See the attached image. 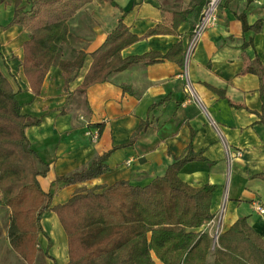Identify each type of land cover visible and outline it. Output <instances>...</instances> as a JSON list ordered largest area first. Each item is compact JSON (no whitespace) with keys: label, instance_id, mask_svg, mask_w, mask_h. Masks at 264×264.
Segmentation results:
<instances>
[{"label":"crops","instance_id":"obj_1","mask_svg":"<svg viewBox=\"0 0 264 264\" xmlns=\"http://www.w3.org/2000/svg\"><path fill=\"white\" fill-rule=\"evenodd\" d=\"M30 1L21 0L20 6L28 9ZM112 1L117 4L91 0L68 21V41L59 58L72 59L78 50L87 53L77 78L69 84L73 92L69 100L58 64L46 74L41 93L32 92L22 66L24 42L31 32L22 24L10 23L16 0L0 1L1 69L18 92L22 111L42 117L25 131L32 147L50 165L47 176H39V180L53 194L51 206L67 201L84 186L111 185L119 180L147 184L163 175L191 142L193 150L202 152L206 160L188 162L180 177L196 187L216 185L211 210L220 234L247 216L264 239V213L255 206L264 205V94L260 75L247 70L254 61L253 66L264 71V0H222L217 23L202 34L184 65L179 60L206 0ZM192 7L177 32L144 36L122 50L124 57L166 53L181 42L182 54L151 64L136 62L85 91L78 88L92 63L91 53L120 18L132 32L143 36L156 26L171 27L174 12ZM240 14L249 24L261 19V30H243ZM185 70L193 91L185 85ZM145 121L149 125L131 141ZM95 132L97 140L92 138ZM109 150V170L98 177L71 184L56 179L80 170ZM41 223L35 264H66L68 237L56 211L44 210ZM206 227L207 223L202 229ZM216 245L213 241L212 249ZM152 257L164 264L153 252ZM8 259V264H28L3 231L0 264Z\"/></svg>","mask_w":264,"mask_h":264},{"label":"trees","instance_id":"obj_2","mask_svg":"<svg viewBox=\"0 0 264 264\" xmlns=\"http://www.w3.org/2000/svg\"><path fill=\"white\" fill-rule=\"evenodd\" d=\"M89 1L31 0L26 9L20 6L21 0H16L10 23L22 24L31 32L24 42L22 66L35 95L41 93L50 68L58 64L68 100L71 98L69 84L77 78L87 53L78 50L72 59L59 57L62 45L68 41L69 19ZM192 9L174 12L171 27L156 26L143 36L132 32L120 18L103 44L91 53L92 63L78 88L85 91L136 62L151 64L182 54L181 42L166 53L150 51L124 57L122 50L144 36L177 32ZM239 18L243 30H261V19L249 24L244 14ZM183 56L179 60L182 65ZM253 63L247 70L260 75L263 95L264 71ZM17 94L0 64V204L11 211L8 237L12 248L28 264H35L41 216L48 209L56 211L68 237L66 264H157L152 252L164 264H264V239L247 216L223 231L212 249L213 238L202 227L214 216L211 206L216 185L196 187L180 177L188 162L206 160L202 152L193 150L191 142L163 175L147 184L119 180L111 185L84 186L67 201L51 206L53 194L45 191L39 180V176H47L50 165L32 147L25 131L27 126L40 123L42 117L24 113ZM261 115L264 119V99ZM148 125V121L142 122L131 141ZM111 152L106 151L80 170L56 179L68 184L94 179L109 170L106 161Z\"/></svg>","mask_w":264,"mask_h":264},{"label":"built area","instance_id":"obj_3","mask_svg":"<svg viewBox=\"0 0 264 264\" xmlns=\"http://www.w3.org/2000/svg\"><path fill=\"white\" fill-rule=\"evenodd\" d=\"M222 0H206L205 5L202 9V12L195 23L191 38L189 39L187 45L185 46L184 50V60L187 62L190 58V56L193 54L197 42L199 38L202 36V34L212 25H215L218 21V10L221 5ZM185 70L183 73V77L186 78V86L188 89L193 91L190 80L188 78V75ZM98 132H95L92 136L94 140L98 139ZM240 155V152H239ZM256 208L259 212L264 213V205L261 203H256ZM216 222L212 218L208 223L206 230L210 234V236L213 238L214 243L218 242V238L220 235V228L218 226H215Z\"/></svg>","mask_w":264,"mask_h":264},{"label":"rangeland","instance_id":"obj_4","mask_svg":"<svg viewBox=\"0 0 264 264\" xmlns=\"http://www.w3.org/2000/svg\"><path fill=\"white\" fill-rule=\"evenodd\" d=\"M10 216H11V211L8 210V207H5L2 204H0V233H2L3 231L8 232ZM9 262H10L9 259L7 261L6 260L4 261V263L6 264H8Z\"/></svg>","mask_w":264,"mask_h":264}]
</instances>
